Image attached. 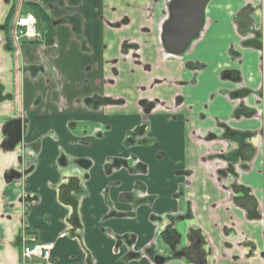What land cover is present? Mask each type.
Wrapping results in <instances>:
<instances>
[{"label":"crops","instance_id":"obj_1","mask_svg":"<svg viewBox=\"0 0 264 264\" xmlns=\"http://www.w3.org/2000/svg\"><path fill=\"white\" fill-rule=\"evenodd\" d=\"M18 1L0 0V264H26L25 233L51 264H264V0H210L181 60L161 54L169 0H33L54 43L9 49ZM140 39L146 71L121 57Z\"/></svg>","mask_w":264,"mask_h":264},{"label":"flooded vegetation","instance_id":"obj_2","mask_svg":"<svg viewBox=\"0 0 264 264\" xmlns=\"http://www.w3.org/2000/svg\"><path fill=\"white\" fill-rule=\"evenodd\" d=\"M170 1L171 0H169V2ZM169 2H168V5H167L168 16L164 19V21L161 24V28H160V44H161V49H162L161 50V54L162 55L165 54L167 56H173L174 58H177V59L181 60V59L185 58V54L190 49L192 43L200 35L201 30L203 29L204 25H202V28L197 32L196 36L189 42L188 46L184 49V51L182 53L174 54V53L169 52L163 46L162 38H161L164 24L169 20V17H170ZM31 4L39 6L36 1H33V0H21V1H18V4H16L15 6L13 5L12 9H10V11H8V13L6 14V17H5V20H4V23H3V29H4L6 37L10 41L11 46H12L13 43L16 44L12 40L11 35H10L11 31L14 28L15 19H16L17 16L22 15V14H26V13L33 14L30 11V9H29V8H31ZM204 10H205V8H204ZM8 16H9V18L7 19ZM35 19H36V17H35ZM203 22H204V20H203ZM38 23L39 22L36 20V35L34 37H32V38H24V37H22L20 40H17V44L20 43V42L23 43L24 41H27V42H30V43L35 42V43H43L44 45H52L54 42L52 44H46L45 43L44 36H43L44 32L41 30V25H38ZM240 38L242 40L246 39V37L244 35H241ZM132 50H134V51H132ZM138 52H139V50H136L135 45L132 42L126 41V42H124V44H123V46L121 48V57L125 56L126 54H129L131 56V58L133 59L134 63H136V58L138 56ZM138 58H140V56H138ZM145 67L148 68V65L145 66ZM199 67H200L199 64H196L195 62H186L185 63V68L188 69V70H195V69H197ZM112 69H113V71L115 73L118 72V68L116 66H113ZM157 82H158V79L157 80L156 79L153 80V84H155ZM102 101L107 103V104L121 103V100L112 99V98H110L108 96L103 97ZM138 105L140 107H144V108H142L143 109V114L142 115L144 117H146L149 114L153 113L157 109V107H161L162 109H166V107H164V104L161 101L154 100V99L153 100H146V98H142V99L139 100ZM145 129H146V123L142 121V123H141V125L139 127H137L136 129L132 130L131 134H135L137 132L138 135L139 134L142 135V133H145ZM232 137H234L236 139V142H239L238 146H240L241 144L244 143V138L242 140V135L241 134H237L236 136H232ZM235 154H237V152H234V156H235ZM200 261H202V260L200 259ZM200 261H199V264H200Z\"/></svg>","mask_w":264,"mask_h":264},{"label":"water","instance_id":"obj_3","mask_svg":"<svg viewBox=\"0 0 264 264\" xmlns=\"http://www.w3.org/2000/svg\"><path fill=\"white\" fill-rule=\"evenodd\" d=\"M210 0H171L169 20L162 32L163 46L171 53L184 51L189 42L202 28L204 8ZM200 264H204L200 261Z\"/></svg>","mask_w":264,"mask_h":264},{"label":"built area","instance_id":"obj_4","mask_svg":"<svg viewBox=\"0 0 264 264\" xmlns=\"http://www.w3.org/2000/svg\"><path fill=\"white\" fill-rule=\"evenodd\" d=\"M12 40L32 38L36 35V19L31 13L22 14L16 17L14 28L10 33ZM20 257L24 262L30 264H51L54 243L41 241L33 234H24L19 240Z\"/></svg>","mask_w":264,"mask_h":264},{"label":"trees","instance_id":"obj_5","mask_svg":"<svg viewBox=\"0 0 264 264\" xmlns=\"http://www.w3.org/2000/svg\"><path fill=\"white\" fill-rule=\"evenodd\" d=\"M30 11L34 14L36 17V20L39 22L38 25H41V30L44 32V41L46 44H52V20L51 18L46 14V12L39 6L31 4ZM9 16L7 17V19ZM6 43L7 47L11 49V44L8 38L6 37ZM35 43V42H32Z\"/></svg>","mask_w":264,"mask_h":264},{"label":"rangeland","instance_id":"obj_6","mask_svg":"<svg viewBox=\"0 0 264 264\" xmlns=\"http://www.w3.org/2000/svg\"><path fill=\"white\" fill-rule=\"evenodd\" d=\"M23 8V7H22ZM44 31V30H43ZM142 42H145L146 44H148V42H149V40H147V39H140V40H137V41H133V44L135 45V48H136V50H140V45H141V43ZM149 45V44H148ZM132 51H134V50H132ZM139 56V55H138ZM138 56H137V58H136V65H138V66H141V67H143V69L146 71V69H147V67H145V66H147V65H145V64H142L141 65V61L139 60V58H138ZM158 56H160V54L158 55ZM124 58H126V59H128V58H131V56L129 55V54H126L125 56H122V61L124 60ZM132 59V58H131ZM140 61V62H139ZM134 62V61H133ZM135 64V63H134ZM112 73H113V75L115 74L116 75V73L114 72V71H112ZM110 80H113V78H112V76H111V79ZM116 100H121L120 98H116ZM146 100H153L152 98H146ZM122 103H124V100L122 99L121 100V104ZM26 264H30V262H26Z\"/></svg>","mask_w":264,"mask_h":264}]
</instances>
